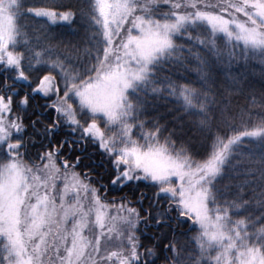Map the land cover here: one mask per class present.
<instances>
[{"label": "snow or ice", "instance_id": "snow-or-ice-1", "mask_svg": "<svg viewBox=\"0 0 264 264\" xmlns=\"http://www.w3.org/2000/svg\"><path fill=\"white\" fill-rule=\"evenodd\" d=\"M0 264H264V0H0Z\"/></svg>", "mask_w": 264, "mask_h": 264}, {"label": "trees", "instance_id": "trees-1", "mask_svg": "<svg viewBox=\"0 0 264 264\" xmlns=\"http://www.w3.org/2000/svg\"><path fill=\"white\" fill-rule=\"evenodd\" d=\"M35 3L37 4V6H39L41 4V0H35Z\"/></svg>", "mask_w": 264, "mask_h": 264}]
</instances>
